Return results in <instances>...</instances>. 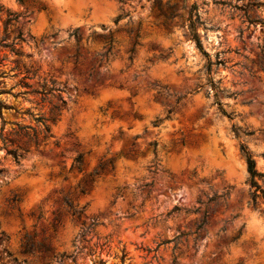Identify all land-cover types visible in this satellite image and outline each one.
Returning <instances> with one entry per match:
<instances>
[{
	"label": "rangeland",
	"instance_id": "374dc122",
	"mask_svg": "<svg viewBox=\"0 0 264 264\" xmlns=\"http://www.w3.org/2000/svg\"><path fill=\"white\" fill-rule=\"evenodd\" d=\"M263 24L264 0H0V264H264ZM58 97L16 163L8 134Z\"/></svg>",
	"mask_w": 264,
	"mask_h": 264
},
{
	"label": "trees",
	"instance_id": "16d2710c",
	"mask_svg": "<svg viewBox=\"0 0 264 264\" xmlns=\"http://www.w3.org/2000/svg\"><path fill=\"white\" fill-rule=\"evenodd\" d=\"M18 2H21V0H16ZM43 9V8H42ZM18 16L14 17H8L7 20L5 21V29L11 24V22H16ZM264 25V24H263ZM194 37L197 39V36L194 35ZM23 41L22 39V34L21 32H18V34L14 37L12 40V44L9 47L16 46V42H21ZM198 41V40H197ZM109 52V49L106 51L105 54ZM130 53H133V49L130 50ZM77 56H75V60L77 61ZM131 58H129L130 60ZM26 79H32L28 77H23V80ZM52 87L48 90H40V91H35V90H30L29 93L33 95H38L41 97V102H48L49 104L50 101L47 100V97L49 95L55 94V93H60V89L55 88L54 82H51ZM26 89H31V85H24ZM2 94H8L7 92L0 90V95ZM58 101L60 102L59 104H53L51 106L50 111L48 112V116L42 117L39 116L35 119V122L37 124H40V130L36 128H31V127H17L16 130H13L12 133L8 134V136L13 137V140L7 141L10 145H13L14 142L19 143V147L17 149H10L6 153L7 155L11 156L13 160L18 163L19 158L22 157V155L19 153L20 150L26 151L30 146H33L34 148H38L42 143H45L50 137V124H54L57 121V118L60 115V110L64 106L65 101H63L61 98L58 97ZM4 109H9L2 101H0V114ZM2 131V130H1ZM2 142L4 145L6 144L5 141L1 138ZM57 145V143H55ZM150 146H152L153 151H155L156 143H150ZM134 144H131V148H129L125 152V156L130 157V158H135L136 152L133 149ZM247 158V167H248V172L251 175L252 178L258 177L259 174L255 170V163L254 161L246 155ZM82 159H83V154H78L75 159L73 160V163L70 167V169H73L74 167L78 172H81V166H82ZM114 167H113V160H106L103 162H100L97 167L87 175V177L77 186V192L75 194L76 197L85 195L87 190L90 188V186L94 183L95 179L98 178L101 175H104L106 173H113ZM264 196V192H262ZM18 198L17 196H13L12 199L10 200L11 203L17 202ZM62 205L66 208L67 214H69L73 219L79 221L80 220V212L76 211L73 209L72 202L71 200L67 197L64 196L61 200ZM204 216L201 219V222L197 225L195 232L193 233L194 235H197L198 232L202 231L204 226L207 224V213L203 214ZM59 224L58 221V214H55V217L53 219V227L55 228ZM41 250L45 254H50L51 248L48 244H42L41 245ZM32 248L29 245H25L23 253H29L31 252ZM171 264H176V260L174 259Z\"/></svg>",
	"mask_w": 264,
	"mask_h": 264
},
{
	"label": "bare ground",
	"instance_id": "6f19581e",
	"mask_svg": "<svg viewBox=\"0 0 264 264\" xmlns=\"http://www.w3.org/2000/svg\"><path fill=\"white\" fill-rule=\"evenodd\" d=\"M211 147V146H210ZM210 156H211V159L212 160H214V161H217V162H223V159H221L218 155H217V153H216V151H215V149H214V147H212L211 149H210ZM227 163L231 166V165H234V162L236 161V160H234V158L231 156V154L229 153L228 154V157H227ZM252 220V223H254V218H252L251 219ZM252 223H250V224H252ZM258 230V229H257Z\"/></svg>",
	"mask_w": 264,
	"mask_h": 264
}]
</instances>
